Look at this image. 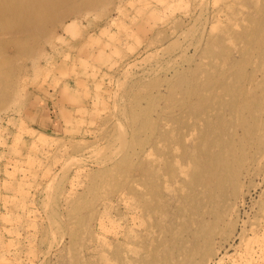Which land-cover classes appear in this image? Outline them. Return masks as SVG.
<instances>
[{
	"label": "rangeland",
	"instance_id": "374dc122",
	"mask_svg": "<svg viewBox=\"0 0 264 264\" xmlns=\"http://www.w3.org/2000/svg\"><path fill=\"white\" fill-rule=\"evenodd\" d=\"M238 74L264 100V0H0V264H264Z\"/></svg>",
	"mask_w": 264,
	"mask_h": 264
},
{
	"label": "bare ground",
	"instance_id": "6f19581e",
	"mask_svg": "<svg viewBox=\"0 0 264 264\" xmlns=\"http://www.w3.org/2000/svg\"><path fill=\"white\" fill-rule=\"evenodd\" d=\"M20 30L21 29H19V31ZM240 75L241 74H238L233 79H231V77H226L220 85V106L222 110L221 120L225 127L228 125L232 126V124L235 123L232 117H237L238 119L243 120L242 110H244L246 106L248 108V113H254L255 115L259 116V111L260 114L264 112V108L262 107V105H264V100L261 99L258 104V100L251 97V90L249 93V99L247 101L242 99L245 89L244 86L241 85ZM257 104L259 105L258 108L256 107ZM257 116L251 118V121H245L249 125V128L246 131L249 129H255L256 131L260 132V130H257L258 127L261 129L264 128V123L261 122ZM235 121L238 122V120ZM240 123H242V121L238 122V124ZM231 143L232 145L234 144L233 141H231ZM234 159H238V156L235 153H229L225 151L219 162L222 169L226 167L230 168L231 161Z\"/></svg>",
	"mask_w": 264,
	"mask_h": 264
},
{
	"label": "crops",
	"instance_id": "0c3cea01",
	"mask_svg": "<svg viewBox=\"0 0 264 264\" xmlns=\"http://www.w3.org/2000/svg\"><path fill=\"white\" fill-rule=\"evenodd\" d=\"M46 123H49V124H47L48 125V127H51V128H53V124L51 123V122H49V121H47Z\"/></svg>",
	"mask_w": 264,
	"mask_h": 264
}]
</instances>
